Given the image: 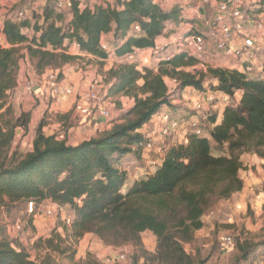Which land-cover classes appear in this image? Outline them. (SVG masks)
I'll return each mask as SVG.
<instances>
[{"label":"trees","instance_id":"16d2710c","mask_svg":"<svg viewBox=\"0 0 264 264\" xmlns=\"http://www.w3.org/2000/svg\"><path fill=\"white\" fill-rule=\"evenodd\" d=\"M180 15L179 7L164 10L153 0H113V4L84 7L72 0L67 11L55 10L54 2L45 5L41 23L25 17L3 20L0 32L9 46L0 45V205L9 209L19 202H32V218L42 202L55 205L58 212L67 208L72 213L71 224H66L64 216L48 236L32 243L29 238L33 248L45 251L44 259L55 253L72 264H101L90 252L75 259V245L92 233L106 245L133 246V263L142 258L144 264H204L195 262L183 243L193 240L203 227L211 196L227 198L242 189L239 155L245 151L264 159V76L248 77L235 69H198L197 60L185 52L155 67L120 62L106 71V97L115 98L117 104L119 96L132 100L119 123L76 144L44 133L40 123L30 151L9 153L16 127H26L30 119L26 112L11 117V107L6 106L7 92L17 85L20 60L27 58L37 74L57 70L61 79L62 67L78 58L68 53L69 43L80 52L106 59L109 52L101 48V36L112 33L117 43L111 53L119 58L136 48L153 46L169 23L183 21ZM133 25L139 30H133ZM165 78L177 90L210 88L215 100L221 99V92L230 101L219 118L209 117L211 127L203 135L188 134L186 144L175 140L152 168L146 160L156 154L144 152L152 136L141 129L151 123L156 132L151 122L155 114L173 107ZM213 146L224 151L214 153ZM129 154L142 159L148 171L141 168V174L131 177L122 163ZM14 222L0 228V264H39L27 248L15 244ZM144 231L156 238L153 253L143 248ZM17 233L20 240L27 238L23 226ZM259 243L264 247V238ZM241 252L240 260L247 259L249 252L242 248ZM233 264H239V259Z\"/></svg>","mask_w":264,"mask_h":264},{"label":"rangeland","instance_id":"374dc122","mask_svg":"<svg viewBox=\"0 0 264 264\" xmlns=\"http://www.w3.org/2000/svg\"><path fill=\"white\" fill-rule=\"evenodd\" d=\"M1 1L4 7L11 10L27 8L31 6V2H34V0ZM181 28L185 29L186 27L182 25L179 29ZM107 45L111 46V44ZM262 51L264 52V49ZM85 58L87 57L78 56L75 61L64 66L73 72L91 70L94 73V78L90 83L100 86L99 93L101 97H106L104 91V86L107 85L105 64H101L100 61H93L91 58ZM25 61L20 60V66L17 70V76L19 75L21 80H19L20 85L17 86L19 91H21L26 81H31L32 84L34 82L39 84L40 82V85L44 82L38 75H31V79L25 80L28 70L27 61ZM108 65L107 62L106 66ZM113 65H115L114 62ZM45 85L44 82V86H42L45 90L44 96L35 97L34 93L30 96L21 95L6 104V106L11 107V117H18L24 112L30 116L26 127L22 125L16 127L9 153L16 152L18 155H24L30 151L35 130L40 123H43L42 131L44 133L54 134L59 139L72 138L75 140L79 139L77 136L81 135L87 138L97 131L99 127L96 130L94 127L98 123H102L103 128L119 123L124 112L132 103L130 98L128 100H131V103L122 100L119 96L117 97L119 104L115 102V98L107 100L106 104L110 111L107 118L102 119L92 113L91 115H77L73 110V106L64 110L61 102L53 98L50 90ZM174 87L169 85L170 102L173 110L186 120L189 118L202 120L200 113L193 110L191 105V100L198 95L197 90L192 88L180 91ZM86 88L87 86L78 89ZM122 97L124 98V96ZM57 102L58 104H56ZM220 110L221 106L211 108L207 114V120L209 121L212 114L219 116ZM208 121L207 124L203 125L205 132L210 125ZM167 137L171 139L169 134ZM165 145H171V140H166ZM223 151L224 149L213 146L214 153ZM239 157L242 162V168L239 171V176L243 182L242 189L227 198H221L218 194L211 196L202 216L203 227L194 233L193 240L183 243V248L191 254L195 262L203 260L204 264H233L239 259V264H264V247L259 245V242L264 238V190L262 187L264 184V159L245 151ZM128 160L126 159V161ZM144 171H148V168H145ZM28 203V201L19 202L9 209L0 205V228L18 221L27 234V238L23 237V245L20 243V246L27 248L31 258H36L39 264H72L55 253H50V256L44 259L45 251L37 250L29 243V238L44 231L42 224H47L46 236H48L49 232L62 222L63 216L58 211L48 214L50 215L48 216L46 210L50 208L49 203L42 202L37 206L38 211L32 218L28 213L29 211H27ZM65 216L69 217V215ZM58 231H60V228ZM14 234L17 236L16 242H20V235L17 231ZM221 235L231 236L234 242L233 245L224 244L220 239ZM141 238L143 248L153 253L156 248L155 236L150 231H144ZM75 246L77 251L76 260L85 258L86 253L90 252L101 264H144L142 258L136 259V263H133L135 248L130 244L118 247L106 245L92 233H86ZM241 248L249 252L248 258L245 260H240ZM120 254L124 255V258L118 260Z\"/></svg>","mask_w":264,"mask_h":264},{"label":"built area","instance_id":"2783aa9c","mask_svg":"<svg viewBox=\"0 0 264 264\" xmlns=\"http://www.w3.org/2000/svg\"><path fill=\"white\" fill-rule=\"evenodd\" d=\"M263 0H218L212 7L210 14H202L203 6L211 4V0H179L177 5L182 15H187L185 29L174 28L168 41L154 44L148 48H136L132 52L117 58L118 63H134L137 68L149 65L151 61L159 63L169 60L175 53L185 52L197 60L196 68L235 69L248 77L264 76V19L259 2ZM164 8L163 0L156 2ZM195 3V4H194ZM261 5V3H260ZM0 6L2 2L0 0ZM72 6V0H54V8L57 11L68 10ZM202 8V9H201ZM7 17L24 18L23 11L9 12ZM133 30H139L138 25H133ZM101 48L106 49L104 44ZM219 61L220 63H218ZM117 63V64H118ZM225 65V66H222ZM43 80L56 101L63 96H73V110L77 115H97L100 118L109 116L107 97H101L99 86L89 83L86 89L74 90L71 86L58 78V71L48 69ZM18 85L7 92L6 104L21 95H32L33 84L26 81L21 91ZM197 97L191 100L193 110L200 113L202 120L195 118L184 119L173 108L167 107L164 111L155 114L151 120L157 126L155 135L147 138L144 147L145 153L154 152V158H148L146 164L152 168L157 167L162 158L163 150L168 147L166 140L186 144L188 134L203 135L204 126L207 124V114L211 108L216 107L215 91L197 92ZM220 101L225 104L230 101L228 95L218 92ZM209 123V122H208ZM183 132V133H181ZM171 139H168L167 135ZM46 214L56 211V206L49 204ZM28 213H33L32 202L28 203ZM38 211V210H37ZM38 213V212H37ZM36 215V212L33 216ZM50 216V215H48ZM65 222L70 224L71 218L66 216ZM15 231L21 230L18 221L13 224ZM221 241L233 245V238L229 235H221ZM118 260L123 259L120 254Z\"/></svg>","mask_w":264,"mask_h":264},{"label":"crops","instance_id":"0c3cea01","mask_svg":"<svg viewBox=\"0 0 264 264\" xmlns=\"http://www.w3.org/2000/svg\"><path fill=\"white\" fill-rule=\"evenodd\" d=\"M79 1V6L80 7H84L86 5H93L95 3H100V4H113V0H78ZM155 3L157 2V0H153ZM179 0H163L164 2V10H169L171 8H174V7H178L177 3H178ZM218 0H211V4L208 5V6H203V9H202V14H210L211 11H212V7L216 4ZM2 2V1H1ZM53 0H34V2H31V6H28L27 8H24V9H15V10H11V9H7L6 7L3 6H0V28L2 27V24H3V20L7 17V14L9 12H17L18 10L19 11H23L24 12V15H25V18H27L31 23L32 22H35V21H38L39 23L42 22V12H43V8L45 5L47 4H53ZM261 3V5H260ZM195 4V3H194ZM259 6L261 7L260 9L262 10V18L264 19V0L262 2H259ZM67 11V10H65ZM66 17L69 18L70 17V13H67L66 14ZM180 18L183 19L182 22H180L178 25L174 24V23H169L168 25V30H166L161 36H158L155 41H154V44H158V43H162L164 41H168L169 38L171 37V34L170 33V29L172 28H179L180 26H185L187 23L186 21L190 20V17L187 16V15H180ZM25 31H28L27 29H24ZM117 43V41L113 38V35L112 33H106V34H103L101 36V41H100V44H104L106 46V51L109 52V56L106 58V59H101V58H97L96 56H92V55H89V54H86V53H83V52H80L77 50V47L75 44L73 43H69L67 41H65V45L68 44V48H67V51L68 53H71V54H76L78 56H82L83 57H87V58H91L93 61L95 60L96 62L97 61H100L101 64H103L105 66V71H107L109 68H111L113 66V62L115 64L118 63V60L117 58L111 53L112 50H113V47L115 46V44ZM107 44H111V46L107 45ZM0 45L3 46V47H6V46H9L8 43L6 42L3 34L0 32ZM73 52V53H72ZM75 52V53H74ZM85 58V59H87ZM24 60H26V64L28 65V70H27V75L25 78V80H27L28 78L31 79L32 76L31 75H38L42 81H43V77L45 75L46 72H48V69L45 70L43 73L41 74H37L36 71L34 70V67L32 64H29V60L27 58H25ZM107 62L109 63L108 66H106ZM218 63H220L219 61H217ZM24 63V62H23ZM150 65L152 66H157V63H155L154 61H151ZM20 66V64H19ZM222 66H225V65H222ZM21 69V68H20ZM61 73H62V77L61 79L64 80L65 83H67L69 86H71L74 90H77L79 87L81 88H84L86 87L94 78V73L90 70H87V71H77V72H73L72 70L66 68V66H63L62 69H61ZM21 74V73H20ZM39 78V79H40ZM20 76L18 75L17 76V85H20ZM41 81V82H42ZM39 82V80H38ZM165 82L166 84L169 86V85H172V86H175V83L170 80L169 78H165ZM140 84L142 82H139ZM43 84V85H42ZM40 85V82L39 84L37 83H33V92H34V95L35 97H41V96H44V88L42 86H44V82ZM46 86V85H45ZM108 88V85L104 86V91L106 93V90ZM99 89H100V86H99ZM187 89H192L191 87H187L185 88V90ZM204 91H213V90H210V89H205L203 90L202 92ZM196 92H199V91H196ZM201 92V91H200ZM110 98H107V100H109ZM121 99L122 100H125V101H128L129 103H131V100H128L129 98L128 97H122L121 96ZM219 101H217L216 103V107L217 106H221V110H220V113H219V116L218 118L220 117L221 115V112H222V109H223V106L224 104L220 101V98H218ZM59 102H61V105H62V108L65 109H68V108H72L73 106V102H74V97L73 96H63L59 99ZM58 104V102L56 103ZM131 105V104H130ZM129 105V106H130ZM128 106V107H129ZM166 108H162L161 111H164ZM99 127V128H98ZM209 128L211 127V125L208 126ZM98 128V129H97ZM109 128V127H107ZM94 129L97 131H102L104 128L102 127V123H98ZM94 130V131H95ZM96 131V132H97ZM155 130L153 129V126L151 123L149 124H145L142 129H141V132L144 133L145 135L147 136H154L155 135ZM96 132H94L93 135L87 137V138H84L81 136H77V138L79 139H72V138H68L70 139V141H68V143L70 144H76L84 139H88L90 137H93L96 135ZM81 137V138H80ZM67 139V140H68ZM126 159H129L128 161H126ZM123 165L125 166V169L128 170L129 174L131 175V177H136L138 176V174H141L142 172L140 171L141 168H146V166H144V161H142V159H136L135 157L131 156L130 154L125 156V158L123 159L122 161ZM144 166V167H143ZM130 170V171H129ZM145 172V171H144ZM61 215L64 217L65 215H71L72 216V213L67 210V208H63L61 211H60ZM61 216V217H62ZM203 221V220H202ZM15 223V222H14ZM43 226V232L41 234H38V235H33V237L30 238V241L31 243L34 241L35 238L37 237H40V236H46L47 233H46V230H48V226L46 223L42 224ZM45 227V228H44ZM13 228V226H12ZM16 231L14 229L11 230V236L15 237V233ZM19 247H21L20 245L22 243V240H20V242H15ZM21 243V244H20Z\"/></svg>","mask_w":264,"mask_h":264}]
</instances>
